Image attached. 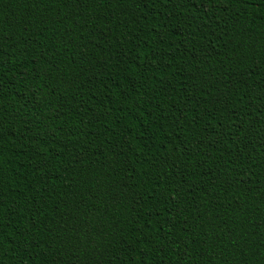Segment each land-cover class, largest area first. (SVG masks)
<instances>
[{
    "label": "trees",
    "instance_id": "16d2710c",
    "mask_svg": "<svg viewBox=\"0 0 264 264\" xmlns=\"http://www.w3.org/2000/svg\"><path fill=\"white\" fill-rule=\"evenodd\" d=\"M0 264H264V0H0Z\"/></svg>",
    "mask_w": 264,
    "mask_h": 264
}]
</instances>
